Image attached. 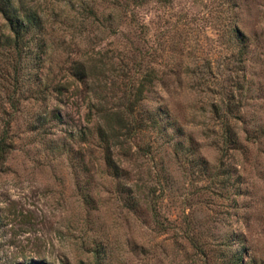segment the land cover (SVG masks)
<instances>
[{
	"label": "rangeland",
	"instance_id": "374dc122",
	"mask_svg": "<svg viewBox=\"0 0 264 264\" xmlns=\"http://www.w3.org/2000/svg\"><path fill=\"white\" fill-rule=\"evenodd\" d=\"M24 1L0 264H264V0ZM135 98L173 125L112 140L115 175L95 125Z\"/></svg>",
	"mask_w": 264,
	"mask_h": 264
},
{
	"label": "trees",
	"instance_id": "16d2710c",
	"mask_svg": "<svg viewBox=\"0 0 264 264\" xmlns=\"http://www.w3.org/2000/svg\"><path fill=\"white\" fill-rule=\"evenodd\" d=\"M0 16L3 17L8 28V31L3 32V34L2 31H0V59L4 61L10 59L12 61L14 60V64H11L10 67L13 69V76L15 78V73L17 74V69L21 66V64H18L21 58V50L25 44H28L29 41L33 39L31 34L30 37H26V33L31 29H34L35 32L36 30H40L42 22L32 9V6L27 4L24 0H18L16 4L12 0H0ZM233 30L236 32L237 28ZM237 34L239 33H236L238 38L239 36ZM2 44H6L7 49L2 50ZM10 54L13 55L15 59H12ZM3 65L0 64V73H2V70H6L5 68L8 64ZM75 69L77 71L76 73H84L83 69L80 67ZM136 101V98L134 100H129L124 104V108L119 111L103 112L101 114V122H97L95 125V132L99 139L100 146L103 149L105 162L115 175H118L120 170L119 166L110 155L112 140L115 139L117 141L122 134L133 136L139 129L143 128L156 129L162 132L165 131L168 125H173V122L169 120V116L165 114L166 112H162L163 110L160 107L147 109L144 110V112L135 110ZM8 119L7 117V120ZM121 129H125L126 131L122 132ZM6 135L7 131L1 129L0 146L2 152L5 151L7 147ZM227 136L229 142L233 143L232 135H230L229 132ZM125 189L127 190L130 188L127 187Z\"/></svg>",
	"mask_w": 264,
	"mask_h": 264
}]
</instances>
